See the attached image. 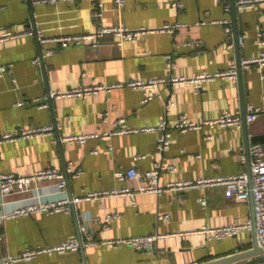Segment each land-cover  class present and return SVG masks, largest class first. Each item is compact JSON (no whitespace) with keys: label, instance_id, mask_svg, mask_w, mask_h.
Segmentation results:
<instances>
[{"label":"crops","instance_id":"1","mask_svg":"<svg viewBox=\"0 0 264 264\" xmlns=\"http://www.w3.org/2000/svg\"><path fill=\"white\" fill-rule=\"evenodd\" d=\"M176 2L181 6H175ZM220 20L227 23L215 22ZM228 23L231 34L226 32ZM165 24L176 25L175 32H145L122 44L113 36L102 38L97 46L89 41L62 47L57 41L68 35L94 33L102 26L154 30ZM238 24L242 59L259 56L264 52V42L258 37L264 32V5L238 9ZM2 29H32L33 34L0 42V66L12 70L0 78V133L43 126H52L53 131L0 141V173L31 175L55 168L63 172L66 190L60 191L55 180L36 182L25 193L0 198V215L28 203L94 191L130 187L133 192L84 200L69 212L5 218L0 221V258L16 256L26 248L52 246L73 236L80 238L79 234L84 250L14 264H205L253 248L254 228L221 239L212 234H189L203 226L254 222L251 196L243 201L229 199L223 186L166 189L161 194L138 191L148 184L144 174L154 169L160 170V186L248 173L243 124H204L225 113L242 118L238 76L206 81L200 90L194 85L163 84L156 90L126 85L135 79L214 74L237 64L231 0H126L121 9L115 0H0ZM48 50L55 52L47 56ZM36 58L41 59L40 65ZM243 69L247 112L249 106L261 109L248 122L250 146L260 143L264 147V65L255 63ZM118 83L124 85L84 96L53 95ZM182 116L203 125L181 131L176 126ZM120 121L132 131L113 133ZM161 122H166L165 130L158 128ZM165 131L172 136L169 145L160 149ZM94 133L98 136L82 143L63 140ZM257 136L261 139L254 141ZM170 165L176 169L171 171ZM130 169L140 175L120 180L119 173ZM202 197L208 200L206 206L200 203ZM166 214L170 219L163 218ZM149 234L164 236L152 251L110 243ZM242 263L264 264L249 259L230 264Z\"/></svg>","mask_w":264,"mask_h":264},{"label":"built area","instance_id":"2","mask_svg":"<svg viewBox=\"0 0 264 264\" xmlns=\"http://www.w3.org/2000/svg\"><path fill=\"white\" fill-rule=\"evenodd\" d=\"M46 1V0H44ZM75 1V0H74ZM117 7L121 9L126 0H115ZM264 5V0H239L237 2V7L241 9H250L256 5ZM175 6L180 7L181 3L176 2ZM218 23H223L226 21H215ZM227 23V22H226ZM232 25L228 23L226 27V32L231 34ZM176 25L165 24L159 29L149 30L147 28H140L138 30H131L125 26H102L94 33L85 34V35H68L60 37L57 39L62 47H67L71 44H82L84 42H91L93 45L97 46L100 43V40L106 36H113L116 38L118 44H122L124 41H134L139 35L145 32H166L174 33ZM33 34L32 29H27L23 32H15L10 29L0 30V42L15 38L16 36L31 35ZM42 39L43 36L40 35ZM259 40L264 42V32H260ZM55 51L48 50L46 55H52ZM35 63L40 65L41 59L36 58ZM261 64L264 65V52L259 56L251 59L243 60V68H247L251 64ZM11 74L12 70L10 66H0V78L5 74ZM237 77V66L236 64L231 65V67L224 71H218L214 74L209 73H200L196 76L188 77L185 75H171L168 78H151L148 80L135 79L130 80L126 83L129 87L134 89H145V90H156L160 85L169 84L172 86H187L194 85L197 90H200L203 87V84L206 81L213 80L215 78H236ZM124 84H112L109 86H92L87 88L75 89L69 92H54L55 96H84L90 94L94 91L101 89H111L116 86H122ZM151 97L147 98V102ZM172 104V103H171ZM43 107H46L47 104H43ZM260 108H255L253 106L248 107V116L247 121L252 122L257 113L260 112ZM121 126L117 128L113 133L124 134L132 131L125 126L123 121L117 122ZM115 123V125H117ZM204 124H218L224 127H240L242 125V118L240 114L225 113L215 120H208ZM203 124H198L189 120L186 116H182L177 123V128L181 131H187L191 129L200 128ZM159 129H166V122H161L159 124ZM153 128H145L144 130H152ZM53 131L52 126H43L37 128H27L23 130H16L12 132H3L0 133V141H13L22 138H29L35 135H45L50 134ZM137 131V130H134ZM98 134H82L75 136L64 137L63 140L66 142H85L86 140L97 137ZM172 133L170 131H165V133L160 138V149H164L170 143ZM250 167L251 175L247 172H241L233 175H218L214 177H199L196 179H186L179 180L175 182H169L166 186H160L159 184V175L160 170L154 169L146 172L144 175L148 179V184L145 186H140L138 191L140 192H153L157 194L163 193L166 189H176L181 190L185 188H210L214 186H223L225 188V195L229 199H235L238 201L247 200L251 195L254 198V207H255V222L248 220L245 223H233L227 226L220 227H208L203 226L201 229L189 232L199 233V234H212L215 237L221 239L226 237H231L239 234L243 230H254L256 231L258 241L261 246H264V147L260 143H254L250 146ZM245 160V156H243ZM168 168L173 171L176 169L174 165L168 166ZM140 175L136 169H130L127 172L119 173V179H135ZM44 180H55L57 181L59 190L65 192L66 190V180L64 178L63 172L55 168H46L39 170L31 175H22L16 173H0V198L3 200L6 196L11 194L25 193L31 189V186L40 181ZM133 190L130 187L115 188L113 190H104V191H94L89 192L84 196L76 197H64L59 200L51 201H39L28 203L24 206L15 208L12 212L8 214L0 215V221L8 217H16L20 215H31L36 212H69L72 210V207L84 200H93L106 197H117L132 194ZM200 203L202 206L208 204V200L205 197L200 198ZM163 218L170 219L168 214L164 215ZM110 217L107 218L109 221ZM84 232L87 231L86 227H82ZM161 235L158 234H149L142 236H133L129 238H119L117 240H112L110 243L119 244V245H129L137 249H147L154 250L157 247L158 241ZM2 236L0 235V241ZM88 244L92 243L91 238L88 236ZM81 239L77 236H73L61 243L52 245V246H39L35 248H26L22 250L16 256H7L5 258H0V264H14L17 262L32 261L39 256L48 255L53 256L55 254H63L66 252H75L81 248Z\"/></svg>","mask_w":264,"mask_h":264},{"label":"water","instance_id":"3","mask_svg":"<svg viewBox=\"0 0 264 264\" xmlns=\"http://www.w3.org/2000/svg\"><path fill=\"white\" fill-rule=\"evenodd\" d=\"M231 8H232V13H233V36H234V41H235V45H236V49H237V76L239 79V84H240V88L242 91V124L245 130V135H246V139H247V150H248V162H249V170H248V174L251 175V167H250V142H249V135H248V121H247V116H248V112L246 109V102L244 99V85H243V59L241 56V52H240V27L238 24V7H237V0H231ZM43 60V59H42ZM43 62V61H42ZM261 139L259 136L255 137L253 140L257 141ZM251 198L253 199V196L251 195ZM253 220L255 222V207H254V214H253ZM255 234V239H254V246L253 248L246 250L244 252H240V253H235L233 255L227 256L225 258L222 259H218V260H214L212 262H208L205 264H230V263H234V262H238L241 260H245V259H249L250 263L253 262H264V246H261L258 238H257V234L256 231H254ZM79 237L81 239V236L79 234ZM81 249L84 250V244L81 240ZM245 264V263H242Z\"/></svg>","mask_w":264,"mask_h":264}]
</instances>
